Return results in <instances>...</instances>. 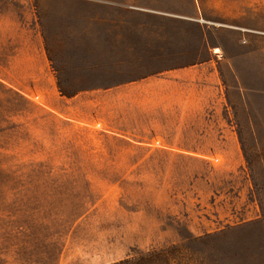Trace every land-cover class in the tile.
<instances>
[{
	"label": "rangeland",
	"instance_id": "rangeland-1",
	"mask_svg": "<svg viewBox=\"0 0 264 264\" xmlns=\"http://www.w3.org/2000/svg\"><path fill=\"white\" fill-rule=\"evenodd\" d=\"M121 19L215 84L76 90ZM0 264H264V0H0Z\"/></svg>",
	"mask_w": 264,
	"mask_h": 264
},
{
	"label": "crops",
	"instance_id": "crops-1",
	"mask_svg": "<svg viewBox=\"0 0 264 264\" xmlns=\"http://www.w3.org/2000/svg\"><path fill=\"white\" fill-rule=\"evenodd\" d=\"M141 9V8H140ZM143 11H145L143 9ZM134 19L113 20L116 25H121L120 31L105 36L98 35L96 44L92 51H98L96 46L101 49L102 59L112 61L108 63H95L93 67H107L109 72L103 74L102 85L91 87H79L76 90H117L134 86H140L139 92L142 105L159 107L165 106L166 100L184 101L187 99L189 86L194 83H203L204 78H208L207 83L215 84L217 75V63L212 57H207L204 61L192 60L191 62L167 66L163 70H148L155 64V58H159L157 50L164 49L161 43L160 34L157 33L155 25L148 27L151 20L133 21ZM133 24V26H129ZM124 26L130 28L125 29ZM135 31V33H131ZM139 32V33H138ZM96 35V34H95ZM95 38V37H94ZM99 52V51H98ZM161 52V51H160ZM128 66L130 69H124ZM110 67L112 70H110ZM119 69L117 71L116 69ZM170 71V73L160 72ZM211 78V79H210ZM60 89H64L59 85ZM163 93V99L155 97ZM165 100V101H166ZM145 101V102H144ZM180 106H190L192 103H177ZM169 105V103H166Z\"/></svg>",
	"mask_w": 264,
	"mask_h": 264
},
{
	"label": "trees",
	"instance_id": "trees-1",
	"mask_svg": "<svg viewBox=\"0 0 264 264\" xmlns=\"http://www.w3.org/2000/svg\"><path fill=\"white\" fill-rule=\"evenodd\" d=\"M63 89H61V91H62Z\"/></svg>",
	"mask_w": 264,
	"mask_h": 264
}]
</instances>
